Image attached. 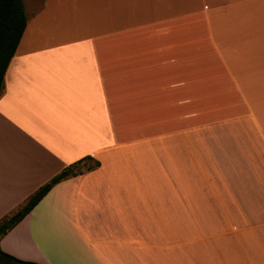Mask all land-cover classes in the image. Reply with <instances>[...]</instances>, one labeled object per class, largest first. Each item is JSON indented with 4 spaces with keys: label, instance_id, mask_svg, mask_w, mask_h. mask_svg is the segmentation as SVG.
<instances>
[{
    "label": "crops",
    "instance_id": "1",
    "mask_svg": "<svg viewBox=\"0 0 264 264\" xmlns=\"http://www.w3.org/2000/svg\"><path fill=\"white\" fill-rule=\"evenodd\" d=\"M0 95L1 238L36 264H264V0H26Z\"/></svg>",
    "mask_w": 264,
    "mask_h": 264
},
{
    "label": "trees",
    "instance_id": "2",
    "mask_svg": "<svg viewBox=\"0 0 264 264\" xmlns=\"http://www.w3.org/2000/svg\"><path fill=\"white\" fill-rule=\"evenodd\" d=\"M27 18L22 0H0V95L4 89V79L9 64L21 41ZM99 167V162L91 157L84 158L64 169L49 183L41 187L27 204L9 219L0 223V241L17 223H19L53 188L54 185L70 177H74ZM0 264H36L19 260L0 248Z\"/></svg>",
    "mask_w": 264,
    "mask_h": 264
},
{
    "label": "rangeland",
    "instance_id": "3",
    "mask_svg": "<svg viewBox=\"0 0 264 264\" xmlns=\"http://www.w3.org/2000/svg\"><path fill=\"white\" fill-rule=\"evenodd\" d=\"M22 3H23V9H24V13H25V8H24V6H25V3H26V0H22ZM25 16H26V13H25ZM27 18V17H26Z\"/></svg>",
    "mask_w": 264,
    "mask_h": 264
}]
</instances>
